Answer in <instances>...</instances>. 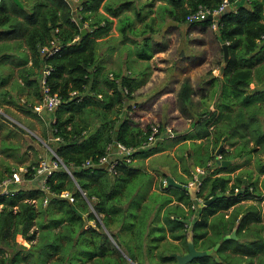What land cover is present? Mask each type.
<instances>
[{
  "label": "trees",
  "instance_id": "obj_1",
  "mask_svg": "<svg viewBox=\"0 0 264 264\" xmlns=\"http://www.w3.org/2000/svg\"><path fill=\"white\" fill-rule=\"evenodd\" d=\"M19 1L21 5L25 4L29 8V12L25 11L26 8L21 9L13 0H0V55L4 51L14 49L15 46H20L21 42L22 44L24 43L31 53L32 64L22 70L26 74V78L25 76L22 77L26 81L28 78H35L29 82L33 83L37 89L36 97L39 98V103L43 100V86L49 89L50 94L57 95L60 98V104L54 111L45 115L39 114L35 118L44 123L42 120L47 118L49 114L52 115L51 118H47L49 120L48 123L47 121L45 122L47 125L42 130V137L45 141L47 140L49 147L64 165L71 170L73 178L63 169L53 173L46 183L52 195L50 198L40 188L32 193H26V200L20 199L21 194L19 192L9 196L0 194V264H47V262L50 264H128L127 259L122 254L119 255L115 249L112 251V249L108 248V245L111 246V244L106 234L100 232V224L98 222L101 220L100 217L95 227H88V230L83 228L86 222L84 214L88 215V219L94 218V214L89 210L87 201L76 191L75 183L85 193L88 200L91 201L92 198H95L93 211H95L96 216L104 214L102 223L110 233L111 225L109 221H112V219L108 216L110 210L106 209L105 203L117 197V195H115V192L105 193L108 185H110L108 179H102L99 183L93 184L95 182L94 176H88L89 172L103 175L106 173L105 171H94L93 168L84 169L81 168V165L87 160L96 161L98 157L105 154L107 146L114 142L121 143L126 147L142 146L147 140L150 126L156 123L161 126L162 123L152 118L147 120V122L139 119L135 120L132 114L138 112V110L136 111L131 106L127 107V110H131V115L129 116L126 113L121 119L120 111L124 109L123 104L125 101L139 100V97L135 94L138 86L129 77L122 76L119 72H112L111 76H108L110 73L105 72L98 61L97 50L99 43H97V40L101 34L106 33L108 30L107 19L100 14H94L95 18L90 21L88 15H83L79 18L81 26L88 21L89 25L86 33L82 34L80 26L72 21V7L69 1L72 2L71 4L76 5L73 0ZM225 1L228 3V8L218 17L209 21L203 20L192 23L187 21V16L190 13H194L200 6L216 9ZM78 2L84 9H97L103 0H79ZM90 2L95 6H88ZM169 2L172 5L169 17L177 24V27L170 28V32L175 30L180 40H182V37H186L190 45H192L193 39L190 34L192 29H196L197 32L213 29L211 36L215 40V46L221 55V60L218 59L219 61H216V67L219 68L222 65L225 67L223 78H215L212 74L214 68H208L207 57L204 56L201 61H198L199 52L196 54L190 51L194 56L190 57L189 66L193 67L192 72L200 73L202 77H198L197 82H194L195 80L191 76L180 81L175 98L179 108L181 107V117L192 119V123L196 128L202 126L199 123L201 120L206 122L205 131L196 134L198 139L208 141L212 135L214 136V142L211 141L213 149L206 157L207 161L210 162L215 159L216 145L222 138L225 135L235 136L232 132L227 134L225 129H223L225 124L222 125L219 122L220 118L223 117V122L229 124L231 113L224 109L225 104H222V106L216 104L215 107L220 110L224 109L223 115L218 113L217 109L209 111L207 106H204L198 112L196 111L198 108L194 99L197 97L205 99L206 97L213 98L216 96L219 92L216 90L215 83L217 82L225 81L232 89L237 91L249 89V85L252 83V66L255 62H259L260 53L264 49V40L262 39V36H264V0H169ZM102 20H104L103 26H101ZM180 25H187L186 31L182 29L185 32L184 34L178 28ZM151 32L154 31L151 30ZM151 40L148 36L144 37L142 42L137 45L136 53L139 58L150 59L152 57ZM262 43L263 47L260 49ZM223 44L227 45L229 56L227 61H224ZM43 48L55 51L52 54L43 53ZM181 53L184 54L183 51ZM204 63L205 65H203ZM201 64L203 68H200ZM46 68H50L51 71L44 78L43 83V72ZM263 69L264 67L257 69L258 78ZM243 101L244 105L250 102L247 99ZM242 108H244L243 105ZM184 109L186 113L183 112ZM242 116L243 113L236 117ZM117 122H120L118 130H116ZM211 127L213 128L211 129ZM94 129H97V131L88 137V133ZM260 129L261 127L258 128V130ZM250 133L252 132L247 129L242 130V133L239 134V141L242 146H240V149L235 147L238 154L234 155L235 150L233 153H228L223 149L221 151L223 158L229 160L230 156L231 158H236L235 156L247 155L249 161L251 154L255 151L253 148L246 147V143L249 142L247 136H251ZM251 138L254 145H264V132L258 137L254 138L253 136ZM4 146L6 145L2 147ZM14 146L12 148L8 146L3 149L15 153L17 148ZM153 146L141 149L135 154V157L143 154L149 156L150 152H153ZM215 147L216 150H214ZM36 165H38V162L30 163L25 169L31 171V168ZM255 165L258 173H264V164L261 165L257 161ZM123 168L118 167L117 171L120 169V171L124 172V179H129L130 176L135 174ZM207 169H210L209 166ZM245 170H242V172ZM247 174H249V178ZM251 175L252 171L243 173V177H247L250 182L252 179ZM239 176L240 173L231 185H229L230 176H218L211 179L208 187L209 191L203 196V200L206 201L217 194H222L223 196L204 208H192L193 196L186 194L185 190L179 189L184 197H176L177 201L189 207L188 211H185L177 204L170 206L164 211L163 220L166 226L169 225V222H173L170 227L167 226L170 231V238L174 241L180 240L179 242L182 243L185 251H187V230H189L187 228L192 227V242L195 248L197 249L198 243L205 238L201 243L211 241L209 249H212L219 241L211 237L213 236V223L212 221L209 223V219L216 220L217 214L222 212L226 225L223 226V221L219 223L222 225L221 242L227 243L231 241L233 238L229 236V233L235 224H239L235 234L238 237L237 241L239 239L245 240V238L248 239L252 236L256 237L259 243H264V236L261 232L262 227L256 225L257 223L259 224L260 216L255 206H250L247 210L249 213L244 214L240 219L239 216L243 212L240 207H236L233 210V214L229 218H225L226 212L237 205L241 200L240 198L250 199L252 193L258 190L256 181L243 187V183L245 182L246 184L247 181L245 177L240 178ZM25 179L32 180L28 173L25 174ZM114 179L118 180L117 178ZM203 179L205 181L201 183L202 186L209 180L208 175H204ZM180 182L184 185L186 184L183 181ZM116 184L111 183V186L115 187ZM235 190H237L236 193ZM65 192L73 193L74 201L72 203L62 196ZM257 194L259 195L260 192H257ZM201 196V191L195 194V203ZM45 200H47L46 205L48 207L46 205L43 207L42 205ZM171 211L174 212L171 213ZM48 214L58 216L55 219L54 217H48ZM156 216L159 217L158 213ZM47 217L49 218L48 220ZM58 219L62 220L59 223L61 227L56 229L54 225ZM189 220H192L190 224H188ZM159 224L161 223L159 222ZM208 230H210L211 234H209ZM164 231L165 229L162 225L160 229L162 233L160 237L162 238H165ZM76 234L77 237H83L86 241L85 249L80 250L82 255L84 254L85 256L83 260L75 258L72 254L73 251L79 248V239L76 238L73 241V237ZM94 235L99 236L98 243L94 241ZM227 235L229 238L225 239ZM111 236L114 238L113 234ZM19 237L23 242L31 244L28 254L38 259V262L35 259L29 263L24 262L25 260L19 261L22 258H19L18 253L13 254L11 257L7 256L6 249H15L18 245ZM35 240L37 242L34 244ZM46 241H50V244L40 248V245ZM154 241L155 239L152 240L150 246L153 245ZM209 249L205 248L199 251H207ZM172 252H175V250ZM226 252L229 251L227 250ZM45 253L48 260L42 262L43 259H40V256H44ZM133 254H135L134 251ZM177 254H182V252ZM234 254L233 258H237L236 263L231 260H223L221 257L218 258L219 262H217L214 258L205 256L194 259L188 264H197L196 261L199 260L201 264H261L262 256L264 258V254L251 257L250 255L246 257L243 254L240 257ZM159 257L164 260H176L169 257L168 253L163 250L159 252ZM136 258L137 256L129 257L133 262L136 261Z\"/></svg>",
  "mask_w": 264,
  "mask_h": 264
},
{
  "label": "rangeland",
  "instance_id": "obj_2",
  "mask_svg": "<svg viewBox=\"0 0 264 264\" xmlns=\"http://www.w3.org/2000/svg\"><path fill=\"white\" fill-rule=\"evenodd\" d=\"M78 1L79 0H73V2L76 3V5L71 4L72 3L71 1H69V3L72 7L71 9V12L73 15L72 21H75L80 26L81 29L86 30L89 25V21H88V22H85L83 26H81L79 18L82 17L83 15H88L90 18V21H92L95 18L94 14H100L105 19L108 18L111 21L110 22L111 28L114 29V31L112 30L111 32L113 37L108 35L109 37H106L105 39H103L102 37L103 40L101 41L97 40V43H99L97 53L99 57L101 56V59H102L101 63H104L105 65V67L103 65L105 72L107 73L109 72V69L111 68L112 63L124 61L125 56L127 55L128 49H132L133 41L139 42L144 37L148 36L152 39L151 46L152 48H154L153 49L154 54L155 52H157L156 53L157 59L155 60V66L158 65V69L164 70V68H166L165 65H168L169 63L173 65L180 63L181 71L183 72L182 75H184V77L191 76L195 80L194 82H197L198 77L201 78L202 76L200 73L192 72L193 67L191 65L189 66L190 58L185 59L181 57L178 60L179 56L183 55L181 53L182 51L184 52V54H186L187 52L191 53L190 51H193L196 54L197 52H199L197 56L199 58L198 61H201L202 57L206 56L208 68H214L213 71L214 73L216 72L215 75H218V69L216 68V64L219 60H221V55L215 46V40L211 36L213 34V29H210L207 31L206 30L198 31L199 33L197 32L196 29H192V31L190 32L191 37L193 39L191 43L192 45H190V43L188 42V38L187 39L185 38V40H183V37H182L183 41L180 40V37L176 35L175 30H171L170 32V28L163 29L165 28L166 22L169 20V17L166 13L167 12L166 8L172 7L169 0H163V2L159 4V7L157 9H155L157 4L153 6L155 2L152 3L151 0H103V2L99 4V8L97 9H89V8L84 9V7L81 6ZM81 1H86V0H81ZM22 5H23L22 7H20L19 5L18 6L21 9L26 8L25 11L29 12V8L26 7L25 4H22ZM124 5H126V7H124ZM88 6L93 7L95 5L92 2H90ZM151 30L154 32H151ZM172 32L175 33L174 36L169 35V33L172 34ZM182 32L183 34L185 33L183 30ZM99 38L101 39V36ZM23 45L24 43L22 44L21 42L20 46H15L14 49L4 51L0 57H8L12 55L15 56L18 54L23 55L25 53V48ZM108 47H110L109 50H107ZM175 53H178V55L176 56ZM259 59H260L259 62L258 63L255 62L252 66L253 67V74L251 78L252 83L249 85V89L243 90V91H237V90L232 89L225 81L220 82L221 84L217 82L215 83L216 90L219 92L217 93L216 96H214L213 98L206 97L205 99H203L202 97H197L194 99V101H195V105L198 108L196 111L198 112H200L204 106H207L209 111H215L217 109V112L221 113L222 115L224 114V111H225L224 109H227L231 113L230 114L231 121L229 124L223 122L224 121L223 117L220 118L219 122H221L220 124L222 125L225 124L223 126V129H225L227 134L232 132V134H235V136L225 135L224 138H222V140L225 139L223 143L221 140L218 143V145L222 144V147H223V144H226L225 147L235 146L240 149L241 148L240 146L242 145L240 144V141H239V136H240L239 134L242 133V130H245V129H247L249 132H252L250 133L251 136H247V138H249V142L246 143L247 148H253L255 150L251 154L250 160L248 161L247 155L246 156L241 155L239 157L235 156L236 158L234 157L231 158L230 156L229 161H231L232 163L231 165H228L226 167L225 171L227 173L234 171L236 172V175H237V173H240V170L237 171L236 169L240 168L241 169V173L239 176L240 178L245 177V176L243 177L244 172L248 173L252 171L253 176H252L251 182L256 181L258 190L253 192L252 195L250 196L251 198H254L252 200L245 199V197L240 198L241 200L238 203L240 205L239 206L235 205L234 207H231L226 212L225 218H229L233 214V210L236 207H240L241 211H243L242 214L240 215L242 217L244 214L249 213L247 210L251 205H253L256 207L257 211L259 212L260 219H261V221H259V224L258 223L257 224L254 223V224H256L258 227L259 226L262 227L261 232L264 235V225H262V223L264 224V174L263 173L257 174L256 172L257 167L255 165L257 161H259L261 165L264 164V145H261L257 148V146H254L253 139L251 138L253 136L254 138L256 136L258 137L260 136V134H263L264 132V69L263 71L260 72L259 78L257 75V69L264 67V51L260 53ZM187 60L188 62H186ZM185 62H186V66H184ZM124 65L125 64H122V66ZM203 65H205V63ZM203 65L201 64L200 68H203ZM157 73L160 74L161 71ZM108 76H111V74L110 75L108 74ZM244 99L249 100L250 101L249 104L244 105L243 104ZM216 104H220L221 106L222 104H225L224 109L220 110L219 108H215ZM242 105L244 106V108H242ZM34 112H33V116H36L38 112L36 111ZM242 113H243L242 117H236L237 115L239 116V114L242 115ZM51 117H52L51 114L47 116V118H51ZM7 118L9 119L10 122L13 123V124L10 123L12 126L16 128L21 127L20 129L23 130L22 132L26 133V135L29 138L33 139V141L31 142L26 137H23L24 133L18 134V135H22L23 137L22 140L20 141V144L24 142V146H26L27 142L28 143L31 142L32 148L34 149V151L28 152V156H29L28 161L33 159L31 162H36L37 156H39V158L40 157H46V158L50 157L49 156L50 154L48 151H53V150L47 144V140L45 141L44 138L42 137L43 126L40 123H38L35 120V122L33 123L34 125V132H33V131H29L28 129H26L20 122L17 123L16 118L9 117V116H7ZM19 118L21 119L23 117L19 116ZM164 120H162V122H164ZM199 123L202 124L201 127L199 126L197 127V129L193 131H189L188 133H195V136H197L196 134L198 133L200 134L203 131H205L206 122L201 120ZM24 124L27 127L29 126L32 127L31 124L29 125V121H25ZM259 127H261L260 130H258ZM212 128L213 127H211V129ZM242 128H245V129H242ZM16 133H19V132H16ZM161 134L163 135V133ZM163 141L165 143L159 144L158 148H154L153 152H150V155L154 154L155 151L162 152L163 149L169 150L171 152L170 145L172 144H170L169 142L175 141V139L169 138V139H164ZM160 142L161 140H159V143ZM210 142L211 140L208 139V143L204 144L205 147L200 144L199 145H184V146H181L180 148L178 147L176 151H173L169 154L158 155L156 158L153 159L152 162H150L149 166L144 165L145 164L143 163L144 161L139 162V163H143L142 164L143 166L137 163L132 165V167L134 168L142 167L145 171H148L149 173L151 172L150 177L149 176L147 177L144 174L139 173L133 179L129 178V179H124L123 181L119 179L118 180L112 179L111 181L113 183L122 182L121 183L122 186H125L127 191L136 189L138 192H137V196L134 198V201H141L147 196L148 188L149 186H151L152 183H153L152 185H155V186L158 185L159 186L158 188L161 187L163 189H166V187H164L165 184L163 183V180L166 179L165 177L167 176L171 178L174 177V179L178 181H180L181 179V181L184 182V180L181 178V176H179L177 172V171H180V168H181L180 162L179 161L175 162V159L172 157V155L176 156L177 154V157L179 158V154H181V152L183 154L184 153L187 154V152H189L190 153L189 158L184 159L185 156L182 157V159L185 160L184 162L182 161V164L184 165L183 167H185L184 173L188 176V179L185 180V182H188L191 179L195 178L193 173H191L193 172L192 171L193 163L200 162L204 166L208 164L206 157L209 155L208 148L210 147ZM204 148H206L205 155H204ZM17 150L20 153V150L18 148ZM185 150L187 152H185ZM214 150H216V147L214 148ZM237 154L238 152L235 150L234 155H237ZM20 168L25 169V167H19L13 170V172L14 171L18 172V174L20 175V181L12 185L16 187L23 186L22 188L24 189L25 194L32 193L34 191H37L39 188H41L37 184L36 180H33V181L26 180L25 179L26 173L25 172L20 173L19 172ZM209 168H212L215 172L221 170V168L216 164V161L213 162V160L209 162ZM242 169L244 170L246 169V170L242 172ZM151 170H155L156 172L151 171ZM225 171L223 173H225ZM206 174H208V171L206 172ZM89 175L94 176L95 178V175L96 177H98L99 175H102V174L96 173L94 175V173L91 174L89 172L88 176ZM247 177L248 178L250 177L249 174H247ZM247 177L245 178L247 179ZM204 181L205 179L201 180V183H203ZM246 181H247L246 184L245 182L243 183V187L251 183L250 180L248 179ZM191 185L192 187H195L194 182H191ZM199 188H201L200 190L201 193L208 190V188L205 186L204 188L203 186H199ZM236 191L237 190H235V193ZM13 192L14 194L16 193L15 189L13 190ZM166 192L169 195L174 194L175 198L184 197V195H182L179 189L176 187L169 186L168 189H166ZM257 192H260L261 195L260 194L258 195ZM193 193L195 192L193 191ZM49 195L50 197L52 196L51 194ZM255 198H259V199L263 198V200L257 201ZM167 201H168V198L166 195L163 197L161 194H154L151 197H149L148 203L151 205V207H155L154 206L155 204L157 205L158 203H161V206H162ZM200 201H201L200 205H202L203 201L205 200L201 198ZM42 205L43 207H45L46 204H44V201ZM90 209L91 208H89V210ZM91 212H93L94 214V218L92 219H88V215L84 214V218L86 217V222L83 228L85 230H88V227L94 226L96 224V220H98L100 217L99 215L97 216L95 215V211L91 210ZM141 212L143 213V216H142L143 219L141 220L140 224L139 222L136 223L137 222L136 220H138L140 217L139 214H137L136 212H134V217H129V216L125 217L124 214L120 213L117 224H120L121 232L118 233V236H116L112 233L111 229H109L110 232L114 235V238L103 227V225H100V232H103L104 234H106L111 244V246L108 245V248L112 249V251L113 249H115L117 254L119 255L122 254L127 259L128 264H176L175 262L176 260L160 259L159 252L163 250L166 253H168L169 257H171V254L173 253L185 252V247L184 246L176 247L174 243H171L167 240H166L167 243L164 242L163 241L164 237L163 238L160 237V235L162 234L160 232L162 225L159 224L160 222L159 217H157L156 214L153 215V217H151L152 213L147 212L146 208L141 210ZM172 212L174 211H171V213ZM144 214H145V217H144ZM148 215H150L152 219H150ZM217 215H218L216 216L217 218H215L216 220L209 219V223L211 221L213 223V226H212L213 236L211 237L214 240L216 239V241H219L218 243H220V246L217 249H214L216 245L218 244L216 243L213 249H209L211 245V241H205L204 243L199 242L197 245L198 250L208 248L210 252V255H209L210 258L215 259V258L221 257L223 260H231L234 263H236L237 258L236 257L233 258V253H235L237 256H240V257L242 256V254L245 255L246 257L249 255L251 257V256H255L258 254H262V255L264 254V243L263 242L259 243L256 237L251 236L248 239L246 238L245 240L239 239V241H237L238 237L235 236L233 237L231 241L227 243L221 242V237H222L221 236V233H222L221 226L222 225H220L219 223L223 221V226H225L226 221L223 219L222 212ZM251 215L253 214L251 213ZM57 216L58 215H55V214H48V217H54L55 219L57 218ZM48 217H47V220L49 219ZM43 219L47 221L45 218ZM61 221H62L61 219H58L57 222L55 223L54 227L56 229H59L61 227V224H59ZM172 224L173 222L171 221L169 222V225L167 226L170 227V225ZM135 230L137 231L134 233ZM208 231H209V234H211L210 230ZM187 235H188L187 238L188 237L192 238L191 236L192 231L190 233L188 230ZM165 237H166V234H165ZM76 238L79 239L78 240L79 248L73 251L72 254L75 258L77 257V259L83 260L85 256L84 254L82 255V251L80 250L85 249L86 241H85V238L83 237L81 238L77 237V234L76 236L73 237V241L76 240ZM93 238L96 243L99 242L98 235H94ZM18 239H19L18 240L19 242L15 249H6L7 256L11 257L13 254L18 253L19 258L23 259V260L19 259V261L25 260L24 262H27V263L31 262L33 259H36L28 254V249L30 248L31 244L25 241L23 242V240L20 237ZM153 239H155V241L153 245L150 246V243L152 242ZM36 242L37 240H35L33 243L35 244ZM173 250H175V252H172ZM227 250L229 252H226ZM133 251L135 252V254H133ZM107 254H109V252H107ZM133 256H137L135 262L129 259V257H133ZM40 259H43L42 262H44L45 260L47 261L48 258L46 256V253L44 256H40ZM37 262H38V259H37ZM261 262H262L261 264H264L263 256L261 258ZM196 263L201 264L200 260L196 261ZM47 264H50V263L47 262Z\"/></svg>",
  "mask_w": 264,
  "mask_h": 264
},
{
  "label": "crops",
  "instance_id": "obj_3",
  "mask_svg": "<svg viewBox=\"0 0 264 264\" xmlns=\"http://www.w3.org/2000/svg\"><path fill=\"white\" fill-rule=\"evenodd\" d=\"M151 2L152 3L155 2L153 4V6H155V4H157L156 8H155V9H157L159 7V4L161 2H163V0H151ZM151 2H150V4H151ZM149 6H151V5H149ZM124 7H126V6H124ZM171 8L172 7L166 8V11H167L166 13H167L168 17H169V12L171 11ZM163 12H164V10H163ZM110 22H111L110 19H108V24H109L108 30L106 33H103L100 35L101 39L98 38V41H101V40L105 39L106 37L112 36L111 32H112V30L114 31V29L111 28ZM169 23H172V24L167 26ZM173 23H175V22L172 21V19H170V17H169V20L166 22L165 28H163V29L177 27V24L175 23V25H173ZM103 25H104V20H102V22H101V26H103ZM178 28L184 29V31H186L185 29L187 28V25H185V26L180 25ZM124 29H126V28H124ZM174 34H175L174 32H172V34L169 33V35H171V36H174ZM102 37H103V39H102ZM112 37H111V39H112ZM185 38L186 37H183V40H185ZM141 42H142V40L139 42L133 41L132 42V44H133L132 49H128V52H127V55L125 56L124 61L112 63L111 68L109 69L110 74L112 72H119L122 76L129 77L138 86L137 90L135 91V94L139 97V100L138 101H129V102L125 101V103L123 104L124 109H122L120 111L121 119L124 117V115L126 113L129 116L131 115V110H127V107L131 106L136 111L138 110V112L132 114V116L135 120L139 119V120H142L144 122H147V120L152 118L158 122H161L162 123L161 124V131H160V134H159V136H158V138H157V140L153 146L154 148H158L159 144L165 143L163 141L164 139H169V138L175 139V141L169 142L170 144H172V145H170L171 152L176 151L178 147L180 148L181 146H184V145H199L200 144V145L205 147L204 144L208 143L207 140L198 139L197 136H195V133H188L189 131H193L197 128L192 124V122H193L192 119H185V118L181 117V115H182L181 114L182 113L181 107L179 108V106L175 100L177 93H178L177 91L179 88V82L182 81L184 78H186V76L184 77V75H182L183 72L181 71L180 63L174 64V65L169 63L168 65H165L166 68H164V70L158 69V65L155 66V60L157 59V57H156L157 52H155V54H154V52H153L154 48H152V46H151V51H152L151 56L152 57L150 59H143V58L138 57V54L136 53V51L138 49L137 45ZM23 46L25 48V53L23 55L18 54L15 56L12 55V56H8V57H0V179H1V182L4 179H6L7 177H9L14 169L19 168V167H25L26 168L30 163H34V162H31L33 159L28 161V158H29L28 152L34 151V149L32 148V145H31V142L33 141V139L29 138L26 135V133L22 132L23 130L20 129L21 127L16 128V127L12 126L10 124L12 122L9 121L7 116L16 118L17 123L20 122L26 129H28L29 131H33V132H34L33 123L35 122V120L43 126V129L46 127V125L49 121L47 118H45L44 120H42V121H44V123H43V122H40L37 118H35V116H33V112L35 111L34 107L39 104V98L36 97L37 89L35 88L34 84L29 82L35 78H33V77L28 78V80L26 81V79H25L26 74L24 72H22V70L25 67H30L32 64L31 53L25 45H23ZM109 49H110V47L107 48V50H109ZM175 54H176V56L178 55V53H175ZM192 56H194V55L187 52L186 54H183V56L180 55L179 58L178 57L177 58L179 60L181 57L186 59V58H190ZM101 60L102 59L100 56L98 61L103 67L104 63H101ZM186 62H188V60ZM186 62L184 63V66H186ZM122 64H125V65L122 66ZM104 67H105V65H104ZM216 68L218 69V75H215L216 72L214 73V71H213L212 72L213 76L215 78L218 77L219 79H222L225 67L223 69V72L220 71V67L219 68L216 67ZM160 71H161V73L158 74L157 72H160ZM22 76H25V78H23ZM184 110H183V112L186 113V110L185 111ZM41 115H45V114L41 113ZM19 116L23 117V118H21L22 120L19 118ZM165 117H166V119H165ZM162 120H164V122H162ZM25 121H29V125L31 124L32 127L31 126L27 127L24 124ZM46 121H47V123H45ZM119 124H120V122L116 123V130H118ZM139 124L141 125V123H139ZM96 131H97V129H94L93 131L89 132L88 137L93 135ZM16 132H19V133H16ZM21 133H24L23 137H26L29 141H31L29 143L27 142L26 146H24V142L20 144V141L22 140L23 137H22V135H18V134H21ZM161 133H163V135ZM15 138H17V139H15ZM209 139L212 142H214V140H215L213 135ZM159 140H161L160 143H159ZM212 142H210V147L208 148L209 153H211V151L213 149V143ZM250 143H252V142H250ZM253 144H254V142H253ZM3 145H6V146L2 147ZM225 145L226 144H223V147L221 144L216 145V146H217V148L222 147V150L225 149L228 153L234 152L235 146L225 147ZM8 146L10 148H12L13 146L15 148H18L20 150V153L18 150H15L16 152L12 153L10 150L8 151V150L3 149V148H7ZM254 146H256V145H254ZM258 147L259 146H257V148ZM154 148H153V150H154ZM171 152L169 150L163 149L162 152H158V151L156 152L155 151L154 154H152V155L149 154L148 157L144 154L143 155H137L130 164H124V165H121L119 167H124L125 170L130 171L131 173H135L134 175L129 177L130 179L135 178L137 176V174H139V173L144 174L147 177L148 176L150 177L151 172L149 173L148 171H145L142 167L141 168H134V167H132V165H134L136 163L142 165L143 163H145L144 165L149 166L150 162H152L153 159L156 158L158 155L169 154ZM185 152H187V151L185 150ZM205 153H206V148H204V155H205ZM215 154H216V152L214 153V155ZM183 156H185L184 159L189 158L190 153L187 152V154L186 153L183 154L181 152V154H179V158L177 157V154H176V156L172 155V157L175 159V162H177V161L180 162V167H181L180 171H177V170L176 171L178 172L179 176H181V178L185 182V180L188 179V176L184 173L185 167H183L184 165L182 164V161L184 162L185 160L182 159ZM219 157H221V158H217L215 156V159L213 160V162L217 161V159L225 160V162L229 161V160H226L223 158L224 156L221 155V152H220ZM38 159H39V156H37L36 162L39 161ZM140 161H144V162L139 163ZM231 163L232 162L229 161L228 163L225 164L224 167H222L220 164L216 163L221 168V170L215 172L212 168L207 169V167L209 166V162L206 166H204L200 162H198V163L195 162V163H193V167L196 169L197 173L200 174V177H197L196 175L193 174L195 176V178L191 179L188 182H185L186 183L185 185L180 182L181 179H180V181L174 179V177H173V179H174V181H176L179 184H182L184 186L187 185L186 186L187 188H178V189L185 190L186 194H191L193 196L192 197V200H193L192 208L199 207L201 204V201H200L201 198H203V195L209 191L208 187L210 185L211 179H214L215 177H218V176H230L231 180L229 182V185H231L234 182V179L236 178V176L239 173H237V175H236V172H234V171L230 172V173H227L225 171L226 167L228 165H231ZM189 164H191V163H189ZM98 168H99L98 170L105 171L106 173L103 175H99L98 177H96V175H95L96 173H94L96 179L94 178L95 182L93 184L99 183L102 179H108L110 181V185H108V188L106 189L105 193L110 194L112 192H115V195H117V197H115V198H113L110 201L105 203L106 209L108 211L110 210V212H108V216L111 217L112 221H109V224L111 225V229H112L111 231L114 235L118 236V233L121 232L120 231V224H117L120 213L124 214L125 217H127V216L134 217V212H136L137 214H139L140 217L138 220H136L137 222L136 221L135 222L136 223L139 222V224H140L141 220L143 219V217H142L143 213L141 212V210L146 208L147 212L152 213L151 217H153V215H155V214L157 215V213L159 212L158 213L159 220H160L161 225H163V227L165 229L164 232L166 234V237L164 238L163 241L166 242V240H167L171 243H174L176 246H182V243L179 242L180 240L174 241L173 239L170 238V231L168 230L166 224L164 223L163 213L167 208H169L170 206H173V205L178 204L185 211H188L189 206L182 204L181 202L177 201V198H175L174 194H170V195L167 194L166 189H168V187H169L168 185H165L164 187H166V189H163L161 187L158 188L159 187L158 185L157 186L152 185L153 184L152 183L151 186H149V188H148L147 196L144 199H142L141 201H134V198L137 196V192H138L136 189H132V190L127 191L125 186L123 187L120 185L122 182L117 183L116 184L117 187L111 186V182H112L111 180L112 179L117 178L121 181H122V179H124L123 176L125 174H124V172H122V170L120 171V169H119L118 173L116 175H113L112 173H110L108 171V169L106 168L105 165H102ZM181 169H182V171H181ZM236 170L237 171L240 170V173H241L240 168H238ZM242 170H244V169H242ZM94 171H97V170H94ZM151 171L156 172L155 170H151ZM204 171H205V173H204ZM207 171H208V174H206ZM224 171H225V173H223ZM256 172H257V170H256ZM257 174H259V173L257 172ZM204 175H208L209 180L207 181V183L205 185H203V188L205 186L208 188V190L204 191L202 193L201 198H198L197 202L195 203L194 200L196 199V197H194V196L196 193L200 192V190H201V188H199V186H202L201 180H204L203 179ZM252 176L253 175H251V177ZM70 177L73 178L72 172H71ZM168 178L169 177L167 176L166 179L168 180ZM191 182H194V186L197 188L192 187ZM107 183H109V182H107ZM105 185H106V181H105ZM11 187L13 190L15 189L16 192H19L21 194L20 199L26 200L25 191L22 188L23 186H20V187L17 186L16 187L14 185H11ZM75 188L77 191H79L81 193L82 197L87 201L89 208H91L90 210H94L93 205L95 204V198H92L91 201L88 200L85 196V193L80 189V187L76 183H75ZM192 190L195 193H193ZM22 191H23V193H22ZM71 194H73V193L71 192ZM154 194H161L163 197L166 195L168 198V201L162 206H161V203H158L157 205L156 204L154 205L155 207H151V205L148 203L149 197H151ZM48 195L49 194H47V197L49 198ZM252 199H254V198H250L249 200H252ZM255 199L257 201L263 200V198H261V199L255 198ZM239 205L240 204H237L236 206H239ZM251 206H253V205H251ZM99 216L101 218V220H100L101 223L98 220H96V222L98 221L99 224L103 225V227H104V224L102 223V218L104 217V214H101ZM259 216H260V214H259ZM144 217H145V214H144ZM148 217H150V215H148ZM151 217H150V219H152ZM240 218H241V216H239V219ZM260 221H261V219H260ZM191 222H192V220H189L188 224H190ZM95 225L91 226V227H95ZM262 225H264V224L262 223ZM112 233L110 232V234H112ZM187 234H188V230H187Z\"/></svg>",
  "mask_w": 264,
  "mask_h": 264
},
{
  "label": "built area",
  "instance_id": "obj_4",
  "mask_svg": "<svg viewBox=\"0 0 264 264\" xmlns=\"http://www.w3.org/2000/svg\"><path fill=\"white\" fill-rule=\"evenodd\" d=\"M228 8V3L225 1L220 4V6L216 9H208L206 7H199L194 13H190L187 16V21L192 23L195 21H203L206 20L209 16L214 19L218 17L224 10ZM264 39V36H262ZM49 51L47 48H43L42 52ZM54 50L48 52L52 54ZM51 69L46 68L43 72L42 82L44 83V78L50 73ZM43 91V100L37 106L34 107L35 111L41 113L42 111L52 112L54 109L60 104V98L57 95H52L49 92V89L46 86L42 87ZM161 131V126L159 124H152L150 126V132L147 137V140L140 147H126L121 143L114 142L107 146L106 152L104 155L97 158L96 161L87 160L82 165L81 168L84 169H92L94 167H100L105 165L110 173L116 175L118 173L117 168L124 164H130L134 158L135 154L141 149H147L155 144L159 134ZM49 152V158L40 157L38 161V165L31 168V171L27 169H19V172L28 173L31 176V181L36 180L38 182L40 189L46 193L50 194L49 188L46 183L48 179L55 173L56 171L63 169L69 176H71V170L64 165L61 159L55 154L53 151ZM20 181V175L18 172H12V174L4 179L0 183V194L9 196L14 194L13 189L11 187L12 184H15ZM163 183L167 185V179L163 180ZM62 196L69 200V202L74 201L73 194L70 192H65ZM47 200L44 201L46 204Z\"/></svg>",
  "mask_w": 264,
  "mask_h": 264
},
{
  "label": "water",
  "instance_id": "obj_5",
  "mask_svg": "<svg viewBox=\"0 0 264 264\" xmlns=\"http://www.w3.org/2000/svg\"><path fill=\"white\" fill-rule=\"evenodd\" d=\"M17 5H19L20 7H22L21 3L19 0H13ZM206 20H212V17L209 16ZM172 23H169L167 26L171 25ZM173 25H175V23H173ZM82 34L86 33L85 29L81 30ZM263 47V43L260 45V48ZM223 51H224V61H227L229 56H228V50H227V45L223 44L222 45ZM224 67L221 66L220 67V71L223 72ZM44 114H46V111H43ZM225 140V139H224ZM223 140V141H224ZM222 150V147H219L216 151L215 156L217 158H221L220 156V152ZM217 164H220L222 167L225 166L226 163H228V161L225 162V160H221V159H217L216 161ZM98 167H94L93 170H98ZM192 173L194 175H196L197 177H200V174L197 173L196 169L194 167H192ZM168 186H172V187H176V188H187L186 186L177 183L176 181H174L173 178L169 177L168 178ZM50 197V195H48ZM223 195L222 194H217L211 198H209L208 200L204 201L202 203V205H200V208L203 207H208L209 205H211L213 202H215L216 200L220 199ZM192 227H190L189 232L191 233ZM235 233V231L233 232V234ZM192 236V235H191ZM229 236H226L225 239H228ZM50 244V241H46L45 243L40 245V248L45 247L46 245ZM220 246V244H217L216 247L214 249H217ZM210 252L209 251H199L195 248L194 243L192 242V238L188 237L187 238V252L185 254H177V253H173L171 254V257L176 259V264H188L190 262H192L194 259L196 258H202L205 256H209ZM37 261V259H35ZM215 260L217 262H219L218 258H215Z\"/></svg>",
  "mask_w": 264,
  "mask_h": 264
},
{
  "label": "flooded vegetation",
  "instance_id": "obj_6",
  "mask_svg": "<svg viewBox=\"0 0 264 264\" xmlns=\"http://www.w3.org/2000/svg\"><path fill=\"white\" fill-rule=\"evenodd\" d=\"M238 225L239 224H235V226H234V228L232 229V231L229 233V236L230 237H235V234H236V231H237V228H238ZM235 231V233L233 234V232ZM228 236V235H227ZM204 240H205V238H204ZM204 240H202V241H204ZM202 241H200V243L202 242ZM213 249V248H212ZM207 251H209V250H207ZM187 251H185V252H182V254H185Z\"/></svg>",
  "mask_w": 264,
  "mask_h": 264
},
{
  "label": "clouds",
  "instance_id": "obj_7",
  "mask_svg": "<svg viewBox=\"0 0 264 264\" xmlns=\"http://www.w3.org/2000/svg\"><path fill=\"white\" fill-rule=\"evenodd\" d=\"M75 22V21H74ZM76 23V22H75ZM82 30V29H81ZM264 40V39H263ZM48 49V48H47ZM261 49V48H260ZM49 51H47V52H50V51H52L53 49H48ZM55 51V50H54ZM47 52H43V53H47ZM224 67V66H223ZM41 113H43V111L41 112ZM41 113H39V114H41ZM46 113H48V112H46ZM167 184H168V182H167ZM204 202V201H203ZM204 208V207H203ZM189 230H190V228H188Z\"/></svg>",
  "mask_w": 264,
  "mask_h": 264
}]
</instances>
